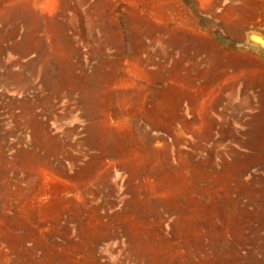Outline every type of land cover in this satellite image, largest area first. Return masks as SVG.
<instances>
[{
  "label": "rangeland",
  "instance_id": "374dc122",
  "mask_svg": "<svg viewBox=\"0 0 264 264\" xmlns=\"http://www.w3.org/2000/svg\"><path fill=\"white\" fill-rule=\"evenodd\" d=\"M0 264H264V0H0Z\"/></svg>",
  "mask_w": 264,
  "mask_h": 264
},
{
  "label": "bare ground",
  "instance_id": "6f19581e",
  "mask_svg": "<svg viewBox=\"0 0 264 264\" xmlns=\"http://www.w3.org/2000/svg\"><path fill=\"white\" fill-rule=\"evenodd\" d=\"M45 73H47L48 74V72H49V70H48V68H46L45 70ZM38 72H39V70H38V68L35 66L34 68H33V70H32V74L34 75V76H37V74H38ZM75 91H76V88L75 87H67V86H65V85H60L59 87H53L52 89H49L48 90V92L46 93V96H38L37 97V102H33V103H26V106H27V108H26V110L30 113V115H31V126H33V128L35 129V130H38V133H40V137L41 136H43L44 137V133H45V129H44V126H43V124L41 123V122H38L37 121V119L35 118V113H34V109H35V107H36V104L38 103V102H43V101H53L57 96H59V94H61V93H63V92H67V94H68V96L70 97V96H73L74 95V93H75ZM168 98V100H169V102H174L175 100H174V98L171 96V95H169V96H167ZM36 100V99H35ZM179 101V100H178ZM178 101H176V103L178 102ZM93 111H95V109H93ZM168 120H169V122H170V125H172L173 124V122L174 121H176V120H181V119H183L182 117H181V115L178 113V115L175 117V118H171V117H168L167 118ZM183 122H184V124L185 125H188L187 124V122L185 121V120H183ZM35 149H38L41 145H40V143H38V142H35ZM34 155V154H33Z\"/></svg>",
  "mask_w": 264,
  "mask_h": 264
}]
</instances>
